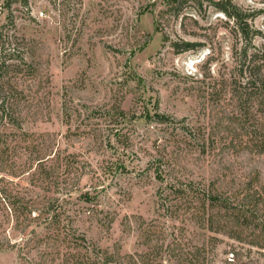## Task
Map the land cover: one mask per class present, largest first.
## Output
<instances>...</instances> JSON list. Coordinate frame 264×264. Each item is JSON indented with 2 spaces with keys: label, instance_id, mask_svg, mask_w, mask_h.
I'll return each instance as SVG.
<instances>
[{
  "label": "rangeland",
  "instance_id": "obj_1",
  "mask_svg": "<svg viewBox=\"0 0 264 264\" xmlns=\"http://www.w3.org/2000/svg\"><path fill=\"white\" fill-rule=\"evenodd\" d=\"M3 25L38 44L44 102L0 128V264H264L236 239L264 202L258 227L220 205L264 196V155L226 148V72L264 41V0H0Z\"/></svg>",
  "mask_w": 264,
  "mask_h": 264
},
{
  "label": "trees",
  "instance_id": "obj_2",
  "mask_svg": "<svg viewBox=\"0 0 264 264\" xmlns=\"http://www.w3.org/2000/svg\"><path fill=\"white\" fill-rule=\"evenodd\" d=\"M222 10L232 16L224 7ZM248 44L247 41L235 55L236 64L226 72V92L232 101H237L240 111L226 114V134H236L226 142V148L231 152L245 148L264 155V41L259 47H249ZM38 49L35 40L19 36L14 27H0V128L22 125L28 117L40 116L44 101L39 91L31 86L36 79L42 81ZM254 106L256 108L252 112ZM252 120L256 121L255 130H251L255 125ZM252 133L254 139L251 145L247 142L243 145L241 138ZM261 202H264L263 193L255 189L244 193L236 207L230 197L226 198V204L220 205L226 206L228 211L238 210L239 216L252 212L253 218L243 217L241 223L248 225L256 222L258 227L261 224L260 215L256 212H259ZM236 239L264 248V225L261 232L251 237L239 234ZM99 256L100 264H147L148 259L145 253L122 254L119 248L102 250Z\"/></svg>",
  "mask_w": 264,
  "mask_h": 264
},
{
  "label": "built area",
  "instance_id": "obj_3",
  "mask_svg": "<svg viewBox=\"0 0 264 264\" xmlns=\"http://www.w3.org/2000/svg\"><path fill=\"white\" fill-rule=\"evenodd\" d=\"M231 256L233 257L234 256V253H231Z\"/></svg>",
  "mask_w": 264,
  "mask_h": 264
}]
</instances>
